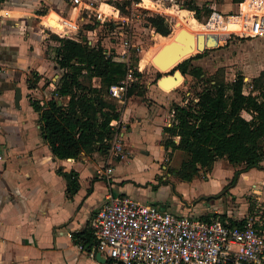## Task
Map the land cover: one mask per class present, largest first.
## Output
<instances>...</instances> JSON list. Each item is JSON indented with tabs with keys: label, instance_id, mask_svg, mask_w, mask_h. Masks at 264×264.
<instances>
[{
	"label": "crops",
	"instance_id": "obj_1",
	"mask_svg": "<svg viewBox=\"0 0 264 264\" xmlns=\"http://www.w3.org/2000/svg\"><path fill=\"white\" fill-rule=\"evenodd\" d=\"M105 4L95 3L94 8H81L73 5L71 0L0 2V264H106L75 244L72 234L89 226L108 193L126 195L174 214H192L203 219L218 215L233 224L242 223L248 213L260 207L257 225L264 229V158L261 168L243 170L234 180L236 168L230 165L231 175L223 180L213 179L220 190L210 194L208 199H214L210 208L193 212L194 208L185 207L181 194H177L170 183L158 184L155 179L165 155L162 144V150L152 158L151 165L138 160L141 170L152 167L153 176L144 184L150 182L154 193L145 191L141 182L120 170L116 162L121 159L111 157L108 151L81 153L77 158L67 159L52 155L39 131L38 112L30 101L34 99L45 104L53 97L63 72L55 61L59 43L53 35L75 40H82L85 36L89 44H99L97 31L105 18V11L109 10L108 6L102 9ZM88 36L92 38L91 42ZM116 55L118 53L113 54V58ZM93 82L97 84L98 80L93 78ZM17 87L20 89L18 105L15 103ZM154 94L160 95L159 107L156 103L147 104L138 94L127 97L125 103L117 102L121 115L113 121L120 124L125 148L129 147V150L128 132L144 127L146 121L151 126L149 122L156 119L153 124L158 132H162L160 143L166 136L163 127L171 121V106L166 108L165 95L155 91ZM132 98L143 102L148 111L137 113L128 105ZM119 103L123 104L122 107ZM219 161L221 167H227L228 162L219 158L210 171L193 179L212 180ZM107 166L113 168L110 175L97 173ZM59 167L78 172L79 188L75 193L67 192L65 179L56 172ZM243 180L250 184H245L242 192L235 195L233 189ZM221 192L231 200L250 196L255 201L242 213L234 214L230 203L224 204L228 206L225 209L223 205L212 206L216 197H221Z\"/></svg>",
	"mask_w": 264,
	"mask_h": 264
},
{
	"label": "trees",
	"instance_id": "obj_2",
	"mask_svg": "<svg viewBox=\"0 0 264 264\" xmlns=\"http://www.w3.org/2000/svg\"><path fill=\"white\" fill-rule=\"evenodd\" d=\"M193 8L194 14H199V7ZM250 14L235 13L233 16L240 22L247 21ZM148 20L161 36H168L178 29V22L162 15L150 16ZM53 38L59 43L55 61L63 72L53 97L45 104L39 100L30 101L39 115L40 134L52 155L60 159L77 158L81 153L95 151L105 153L112 135L111 121L121 115L117 107L120 98L111 93L110 87L123 85L131 67L114 60L113 53H108L102 45L57 34ZM210 48L215 47L204 43L202 52L181 58L165 69L168 70L166 76L175 79L186 74L201 77L202 69L193 65L192 60L203 56ZM93 78L98 80L97 84ZM204 83L194 97L171 104L170 124L163 127L166 137L161 142L165 153L181 150L186 154L175 171L178 178L190 181L201 172L210 171L219 158L236 168L233 180L243 170L261 168L264 158V69L252 78L248 93L244 92L241 73L231 81L215 73ZM135 87L131 83L125 96L143 93ZM56 172L65 179L68 193L78 190L77 171L59 167ZM72 238L85 249L94 245L90 226L73 233Z\"/></svg>",
	"mask_w": 264,
	"mask_h": 264
},
{
	"label": "rangeland",
	"instance_id": "obj_3",
	"mask_svg": "<svg viewBox=\"0 0 264 264\" xmlns=\"http://www.w3.org/2000/svg\"><path fill=\"white\" fill-rule=\"evenodd\" d=\"M126 1L128 0H95L96 4L106 3L102 9L107 6L109 8L105 11L106 15L97 31L96 39L108 53L122 54L125 51L121 43L122 38H129L131 48L128 64L131 70L127 85L134 83L136 90H142L143 93L138 95L149 105L156 103L159 107L161 104L157 103L160 95H155L154 91L165 95L166 108L172 103H183L186 97H194L202 89L204 81L215 73L224 75L227 81L233 80L237 73H241L245 82L244 92L248 93L252 78L264 69V0H131L127 4ZM132 4L141 12L133 17L130 24L128 20ZM195 5L200 10L197 15L194 14ZM235 13L251 14L247 21L237 22L233 16ZM153 15H162L178 22V29L168 36H161L149 24L148 19ZM204 43H210L215 48H210L206 54L192 60L193 65L202 69L201 77L186 74L175 79L166 76L168 70L165 69L181 58L202 52ZM126 98L123 91L121 102L125 103ZM118 105L122 107L123 104ZM128 105L133 106L139 114L148 111V107L136 98L130 99ZM244 116L248 115L244 113ZM153 122L150 121L152 125L148 126L146 121L144 127L133 128L128 132L132 152H128L129 147H126V158L116 164L120 170L128 172L134 180L141 182L145 191L154 193L150 182L144 184L153 176L152 167L141 170L138 163L140 160L142 164L151 165L152 158L162 150V142L159 141L162 132L157 131ZM185 156V152L181 150H168L159 165L160 171L155 179L158 184L170 183L171 188L181 194L185 207L194 208L193 212L200 208H210L211 200H214L208 199L210 194L220 190L213 179H225L232 174V167L227 163V167L223 168L219 161L215 165L212 180L195 178L180 181L175 171ZM200 175L203 176V172ZM245 184L250 183L244 180L238 182L233 189L235 195L242 192ZM221 194V197H216L212 206L223 205L225 209L228 206L224 204L230 203L234 214L242 213L255 201L254 198L246 196L240 199L236 197L233 202L224 192ZM175 211L177 212L176 209Z\"/></svg>",
	"mask_w": 264,
	"mask_h": 264
},
{
	"label": "built area",
	"instance_id": "obj_4",
	"mask_svg": "<svg viewBox=\"0 0 264 264\" xmlns=\"http://www.w3.org/2000/svg\"><path fill=\"white\" fill-rule=\"evenodd\" d=\"M71 3L81 8L95 5L94 0ZM140 12L131 5L130 24ZM121 43L125 51L113 59L129 66L131 43L127 36ZM129 75L123 85L110 87L111 93L120 98L118 102L128 87ZM120 128L117 121H111L108 153L123 159L127 150ZM112 170L107 166L97 173L110 175ZM260 214V207H255L242 223L233 224L218 215L203 219L174 214L126 195L108 193L89 223L94 245L90 249L78 246L91 257L100 253L110 264H264V229L257 225Z\"/></svg>",
	"mask_w": 264,
	"mask_h": 264
},
{
	"label": "water",
	"instance_id": "obj_5",
	"mask_svg": "<svg viewBox=\"0 0 264 264\" xmlns=\"http://www.w3.org/2000/svg\"><path fill=\"white\" fill-rule=\"evenodd\" d=\"M82 41H86V37L85 36L82 38ZM19 98H20V89H19V87H17L16 88V95H15V103H16V105H18ZM96 258L100 262H106L107 261V259L105 257H101L100 253H96Z\"/></svg>",
	"mask_w": 264,
	"mask_h": 264
}]
</instances>
